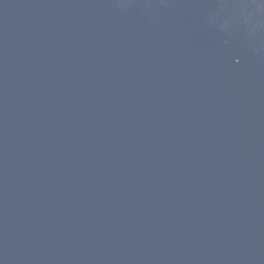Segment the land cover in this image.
I'll use <instances>...</instances> for the list:
<instances>
[{
    "label": "water",
    "instance_id": "1",
    "mask_svg": "<svg viewBox=\"0 0 264 264\" xmlns=\"http://www.w3.org/2000/svg\"><path fill=\"white\" fill-rule=\"evenodd\" d=\"M0 264H264V0H0Z\"/></svg>",
    "mask_w": 264,
    "mask_h": 264
}]
</instances>
